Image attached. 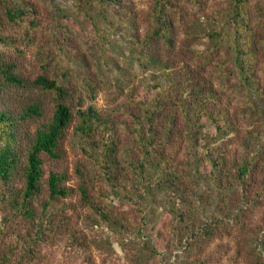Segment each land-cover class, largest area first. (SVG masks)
Here are the masks:
<instances>
[{
    "label": "rangeland",
    "instance_id": "obj_1",
    "mask_svg": "<svg viewBox=\"0 0 264 264\" xmlns=\"http://www.w3.org/2000/svg\"><path fill=\"white\" fill-rule=\"evenodd\" d=\"M23 1L30 13L24 21L13 23L6 11L15 0H0V33L6 36L5 42H0V55L5 63L15 65L14 74L24 81L23 85L5 82L0 74V109L11 108L23 115L30 106L40 108L41 117L19 125L26 145V134H34L42 123L51 121L57 108L56 94L35 84L39 76H46L58 79L69 92L64 102L71 108L73 122L57 156H43L40 192L31 200L34 219L44 218V226L50 228L40 238L34 223L12 205L15 195L11 194L24 188L23 178L19 175L14 180L13 192L0 181V201L6 195L4 204L0 202V253L5 257L4 264H264V196L242 203L238 210L242 223L222 217L227 231H219L213 240L202 244V249L197 243L190 250L193 244H188L187 236L177 229L175 213L181 203L174 193L154 190L145 203L148 217L139 233L145 218L92 167L84 143L76 134L80 111L92 107L104 113L110 106L124 103L133 89L144 90L142 83L149 79V72L130 58V50L139 49L145 40L160 0H120L115 6L100 4V0ZM259 4L258 0H250L251 24L256 28ZM231 5L232 0L164 1L161 12L172 24V46L159 39L152 45L153 50L180 67H195L200 60L192 59L195 51L211 48L214 58L223 57L227 69L232 70L234 51L230 41L213 50L215 39L209 36L227 19L223 9ZM262 70L257 76L264 83ZM230 80L229 86H234L233 74ZM227 87L226 95H222L224 105L230 93ZM242 102L241 96L232 99L231 112L236 113ZM251 123L244 121L247 127ZM81 172L89 174L91 186L81 178ZM52 174L64 176L60 184L70 190L68 195L51 197ZM83 185L88 186L91 203L83 199ZM202 194L194 207L203 222L212 223L214 215L221 216L216 194L207 188ZM96 205L110 210L120 229L109 228L97 214ZM7 217L12 218L8 229ZM30 242L34 243L32 255Z\"/></svg>",
    "mask_w": 264,
    "mask_h": 264
},
{
    "label": "trees",
    "instance_id": "obj_2",
    "mask_svg": "<svg viewBox=\"0 0 264 264\" xmlns=\"http://www.w3.org/2000/svg\"><path fill=\"white\" fill-rule=\"evenodd\" d=\"M164 1L167 0H160L155 6L151 29L140 48L130 50V58L149 72V79L142 83L144 90L133 89L124 103L110 106L104 113L92 107L80 111L75 131L92 167L145 218L139 233L147 222L145 203L149 196L154 190H170L181 203L175 213L179 233L193 244L190 250L197 243L202 249V244L213 240L219 231H227L222 217L242 223L238 213L242 203L264 196V83L257 76L258 71L264 72V0H258L262 3L256 10L258 28L251 24L250 0H232L231 8L223 9L227 19L209 34L215 39L213 50L230 41L234 51L232 70L227 69L223 57L214 58L211 48L195 51L192 59H200L195 67H180L153 50L152 45L159 39L172 46V24L162 15ZM104 3L115 6L120 5V0H100V4ZM27 13L30 10L23 0H15L6 11L13 23L24 21ZM5 39L0 33V42ZM14 68L0 55V74L5 82L23 85ZM231 74L235 77L234 86H229ZM35 84L56 94V111L51 121L42 123L34 134H26L29 138L25 145L19 125L41 117L40 108L30 106L23 115L11 108L0 109V181L13 192L14 180L19 175L23 178L24 188L11 194L15 195L12 205L34 223L40 238L50 228L44 226V218L34 219L31 200L40 192L43 156H57L73 115L64 102L69 92L58 79L39 76ZM227 86L230 93L224 105L222 95H226ZM238 96L243 102L232 113L231 100ZM244 121L256 122L249 124L253 127L250 129ZM88 177L81 172V178L91 186ZM63 179L59 174L50 176L51 197L70 193L61 187ZM205 188L215 192L221 213L214 215L216 220L212 223L203 222L194 207ZM81 193L91 203L88 186H81ZM5 196L0 201L3 204ZM95 207L109 228L120 229L110 210L101 205ZM6 221L7 228L12 218L7 217ZM29 246L32 255L34 243ZM4 263L5 257L0 253V264Z\"/></svg>",
    "mask_w": 264,
    "mask_h": 264
}]
</instances>
